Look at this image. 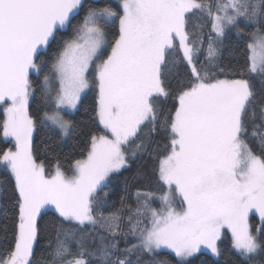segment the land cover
I'll use <instances>...</instances> for the list:
<instances>
[{
	"label": "snow or ice",
	"instance_id": "1",
	"mask_svg": "<svg viewBox=\"0 0 264 264\" xmlns=\"http://www.w3.org/2000/svg\"><path fill=\"white\" fill-rule=\"evenodd\" d=\"M194 16L211 23L203 67L201 26L189 28ZM242 20L261 30L250 33L244 67L225 70L214 63L215 40L242 32ZM180 64L189 79L173 90ZM33 74L42 77L35 112ZM254 76L264 81V0H120L119 11L83 0H0V138L12 145L0 149V168L14 180L13 246L0 264H35L52 211L58 222L48 264H141L161 249L191 264L202 249L221 256L226 232L249 264L264 256V96ZM89 92L101 130L68 170L48 164L34 133L54 128L70 137L76 125L66 114ZM161 132L163 150H153L159 196L138 189L126 212L121 197V208L104 215L106 181Z\"/></svg>",
	"mask_w": 264,
	"mask_h": 264
},
{
	"label": "trees",
	"instance_id": "2",
	"mask_svg": "<svg viewBox=\"0 0 264 264\" xmlns=\"http://www.w3.org/2000/svg\"><path fill=\"white\" fill-rule=\"evenodd\" d=\"M85 6L102 7L110 6L119 11V5L113 0H84ZM82 12L78 19L83 18ZM201 26L196 29L198 32H202L204 36V43L200 45L201 51L197 56V67L207 66V37L211 32V23L206 17L194 16L191 19L189 28L193 29L194 26ZM240 28L242 32L238 33L235 29L226 31L223 37L215 40L214 47L217 50V55L214 59V63L220 67L228 69L243 68L246 64L247 57L249 56L248 43L251 42L250 33L261 30L259 24H250L247 21H241ZM215 37V34H212ZM216 71L215 68L212 69ZM190 68L185 64H180L173 70V78L171 84L173 90H175L177 80L189 79ZM221 78H224L221 75ZM229 78H240L238 75ZM34 81L33 87L37 88L34 98L31 102V110L35 112L38 105L43 104L41 99L38 85L42 80V77L37 78V75L32 76ZM253 85L258 93V96H264V81L261 77H251ZM94 93L89 92L86 98L83 100V104L78 105L77 110L73 113H67L66 118L71 119L76 125L73 134L67 139L63 140L61 135L54 128L38 127L34 133V145L37 151L41 154V158L47 157V163L55 166L59 162L65 170L69 169L70 164L75 159L82 158L86 153L82 152L87 142L90 139V134L101 130L98 121L95 119L93 111ZM170 106V102H169ZM166 143L164 139V133L161 132L154 137L153 143L150 145L147 153H138L135 158L130 159L129 166L121 169L119 173L113 174L109 181H106L107 186L103 188V191L99 193L102 198H105L108 204V208L104 211V215H108L110 212L121 208L120 198H125V212L127 205H135L136 192L139 189L142 192H155L159 196V185L156 181L154 168L156 161L153 159L154 151L163 150V145ZM249 145L252 149L259 154L261 151L260 144L249 138ZM11 147V144H5L2 138H0V149H6ZM70 173V172H69ZM14 180L11 174L5 172L0 168V254H3L6 249L13 246L12 236V218H11V204L12 200V188ZM104 193H108L107 197H104ZM153 207H159L160 202L158 199L151 202ZM7 209L8 216L5 217L3 210ZM57 214L54 211L49 213L48 217H45L46 221H51L49 228L46 232L41 233L37 243L34 245V262L35 264H48L49 253L55 247L56 228L55 223L58 221L55 219ZM252 224L257 226L258 221L256 217L252 218ZM66 228L71 225L65 224ZM91 228V226H89ZM218 246L221 249L222 255L217 257L212 254L201 251L191 258V264H249L243 258L239 256L235 250L232 249L228 239L222 237L218 242ZM123 247V242H121ZM73 251H76L75 245H73ZM160 261H167L168 264H176L177 258L170 251L159 250L153 255L144 254L141 257V264H158ZM252 264H264V256H257Z\"/></svg>",
	"mask_w": 264,
	"mask_h": 264
},
{
	"label": "rangeland",
	"instance_id": "3",
	"mask_svg": "<svg viewBox=\"0 0 264 264\" xmlns=\"http://www.w3.org/2000/svg\"><path fill=\"white\" fill-rule=\"evenodd\" d=\"M84 1V0H83ZM113 1H115L118 5H119V3H120V0H113ZM258 31V30H257ZM207 53V52H206ZM249 55H250V51H249ZM34 75V74H33ZM75 110H72V111H70L69 113H73ZM55 130H57L58 132H59V130L58 129H55ZM59 134H60V132H59ZM61 135V134H60ZM61 137H62V139L63 140H65V139H67L68 137H64V136H62L61 135ZM12 146V145H11ZM70 174V173H69ZM256 219H257V221H258V224H257V226H259V224H260V221H259V218L258 217H256ZM250 222L252 223V218H250ZM223 237H225L226 239H228L229 240V242H230V244H231V234L230 233H225L224 234V236ZM161 250H167V251H170V250H168V249H161ZM203 251H206V252H208V253H210V254H212L209 250H207V249H202ZM201 250V251H202ZM213 255V254H212ZM214 256V255H213Z\"/></svg>",
	"mask_w": 264,
	"mask_h": 264
}]
</instances>
